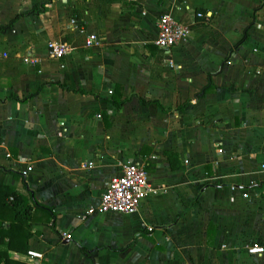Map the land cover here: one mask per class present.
Segmentation results:
<instances>
[{
    "label": "crops",
    "instance_id": "0c3cea01",
    "mask_svg": "<svg viewBox=\"0 0 264 264\" xmlns=\"http://www.w3.org/2000/svg\"><path fill=\"white\" fill-rule=\"evenodd\" d=\"M164 14L191 29L169 51L155 44ZM13 20L0 168L46 210L11 260L264 264V0H0V26ZM52 42L71 52L54 59ZM128 163L158 193L131 214L90 213Z\"/></svg>",
    "mask_w": 264,
    "mask_h": 264
},
{
    "label": "built area",
    "instance_id": "2783aa9c",
    "mask_svg": "<svg viewBox=\"0 0 264 264\" xmlns=\"http://www.w3.org/2000/svg\"><path fill=\"white\" fill-rule=\"evenodd\" d=\"M202 17V14H197V18ZM75 21V19H71V25H75ZM77 26L81 31L80 33H83L82 28H79V25ZM190 31L189 26L178 23L169 15L164 14L158 21V37L155 44L159 49L169 51L185 40ZM90 40L95 41L96 38L91 36ZM48 48L51 56L58 60L68 56L71 52V46L67 42H52L48 44ZM148 176V172L142 165L137 163L124 165L121 174L112 178L108 183L101 196L99 206L90 209L89 212L114 213L117 215L134 213L144 199L158 193L157 188L150 183ZM231 191L235 192L236 188L232 187ZM242 197L247 199L248 193H243ZM66 237L68 238V236ZM248 253L250 255H261L263 249L253 247L248 250ZM28 256L37 260L41 259V255L34 252H29Z\"/></svg>",
    "mask_w": 264,
    "mask_h": 264
},
{
    "label": "trees",
    "instance_id": "16d2710c",
    "mask_svg": "<svg viewBox=\"0 0 264 264\" xmlns=\"http://www.w3.org/2000/svg\"><path fill=\"white\" fill-rule=\"evenodd\" d=\"M18 18L16 17L15 20ZM15 20L8 25L0 26V33L10 29ZM120 90L118 87V92L115 91L112 95V104L116 108L121 106L119 97H117ZM7 173H9L7 170L0 168V260H3L4 264H25L11 260L8 253L28 252V240L31 236L30 224L34 220V211L44 212L46 208L37 202L28 189L27 195L20 194L12 186L5 184L4 176ZM47 211L51 213L50 209ZM82 253L89 257V253L84 249H82Z\"/></svg>",
    "mask_w": 264,
    "mask_h": 264
}]
</instances>
